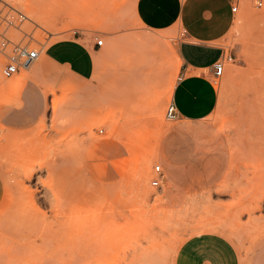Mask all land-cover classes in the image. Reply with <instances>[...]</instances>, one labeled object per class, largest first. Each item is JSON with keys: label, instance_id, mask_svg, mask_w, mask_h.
Masks as SVG:
<instances>
[{"label": "rangeland", "instance_id": "rangeland-1", "mask_svg": "<svg viewBox=\"0 0 264 264\" xmlns=\"http://www.w3.org/2000/svg\"><path fill=\"white\" fill-rule=\"evenodd\" d=\"M7 5L28 18L10 38L44 52L11 79L0 52V264H51L37 248L76 234L111 244L113 264H175L186 246L225 264L213 237L264 264V0L231 1L216 45L233 60L200 121L166 118L182 29L143 25L130 0ZM74 36L104 40L89 73L49 57Z\"/></svg>", "mask_w": 264, "mask_h": 264}, {"label": "crops", "instance_id": "crops-1", "mask_svg": "<svg viewBox=\"0 0 264 264\" xmlns=\"http://www.w3.org/2000/svg\"><path fill=\"white\" fill-rule=\"evenodd\" d=\"M130 1L136 19L143 25L155 30H183L177 52L182 59L180 80L173 88L171 102L181 119L200 121L208 118L218 105V89L211 75L217 61L225 57L224 49L216 42L231 27L232 0ZM96 49H101L96 43H86L74 36L54 44L49 57L71 64L80 73H89L92 70L91 54ZM84 58L86 61L79 63ZM10 85L6 88L10 89ZM213 244L215 247L220 244L224 249L228 261L225 264H239L236 253L226 241L213 237ZM175 264L213 263L186 246L178 251Z\"/></svg>", "mask_w": 264, "mask_h": 264}, {"label": "built area", "instance_id": "built-area-1", "mask_svg": "<svg viewBox=\"0 0 264 264\" xmlns=\"http://www.w3.org/2000/svg\"><path fill=\"white\" fill-rule=\"evenodd\" d=\"M237 7H233L232 11L236 12ZM27 16L21 11L7 5L0 9V52L5 57V63L2 69V76L5 79H11L20 74L23 70L32 67L44 52L43 46L35 48L31 46L30 41L24 43L13 41L9 33L12 29L19 30L23 23L27 20ZM32 40L33 38L30 37ZM104 44L103 39L96 40V46L101 48ZM232 61V57H223L214 65L211 75L213 79H220L225 72V61ZM180 80V77L178 78ZM177 80V81H178ZM166 118L168 120L179 119V113L175 105L170 102L166 110ZM156 177L152 180L153 187H160L162 182V169L160 165L154 167Z\"/></svg>", "mask_w": 264, "mask_h": 264}, {"label": "bare ground", "instance_id": "bare-ground-1", "mask_svg": "<svg viewBox=\"0 0 264 264\" xmlns=\"http://www.w3.org/2000/svg\"><path fill=\"white\" fill-rule=\"evenodd\" d=\"M19 85L20 79L15 80L11 83L10 89L13 90ZM173 88H171V92H173ZM78 232L80 233L81 231L78 230ZM111 247V244H98V237L92 241L89 237H86V234L85 237L76 234L75 237L66 242L37 248L39 251L37 255L43 257L51 264H113L114 262L110 263L109 261Z\"/></svg>", "mask_w": 264, "mask_h": 264}]
</instances>
